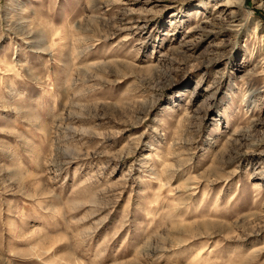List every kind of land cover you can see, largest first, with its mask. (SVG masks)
Here are the masks:
<instances>
[{
  "label": "rangeland",
  "instance_id": "rangeland-1",
  "mask_svg": "<svg viewBox=\"0 0 264 264\" xmlns=\"http://www.w3.org/2000/svg\"><path fill=\"white\" fill-rule=\"evenodd\" d=\"M0 264H264V0H0Z\"/></svg>",
  "mask_w": 264,
  "mask_h": 264
},
{
  "label": "bare ground",
  "instance_id": "bare-ground-1",
  "mask_svg": "<svg viewBox=\"0 0 264 264\" xmlns=\"http://www.w3.org/2000/svg\"><path fill=\"white\" fill-rule=\"evenodd\" d=\"M225 3V2H224ZM212 24V23H211ZM235 26H237V24H235ZM217 27V26H216Z\"/></svg>",
  "mask_w": 264,
  "mask_h": 264
}]
</instances>
